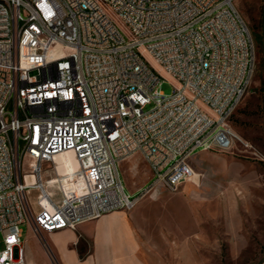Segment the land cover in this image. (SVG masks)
Segmentation results:
<instances>
[{
    "label": "built area",
    "instance_id": "1",
    "mask_svg": "<svg viewBox=\"0 0 264 264\" xmlns=\"http://www.w3.org/2000/svg\"><path fill=\"white\" fill-rule=\"evenodd\" d=\"M234 1L0 0V264H26L24 224L131 210L177 191L196 152L231 147L256 58ZM134 154L151 178L131 193L119 163Z\"/></svg>",
    "mask_w": 264,
    "mask_h": 264
},
{
    "label": "rangeland",
    "instance_id": "2",
    "mask_svg": "<svg viewBox=\"0 0 264 264\" xmlns=\"http://www.w3.org/2000/svg\"><path fill=\"white\" fill-rule=\"evenodd\" d=\"M234 5L251 36L253 31L262 30L264 0H235ZM254 47L250 88L230 118L235 133L231 147L199 151L190 161L195 174L177 191L157 186L139 199L150 203L157 190L156 201L162 204L155 212L164 221L165 234H171L167 242L158 234L157 244L168 262H174L172 255L181 252L187 264H264V89L260 87L255 43ZM145 57L158 69L149 56ZM173 85L175 82L164 76L159 89L170 94ZM119 171L128 189L138 188L151 177L139 154L120 163ZM29 197L34 206L35 192ZM164 204L175 206L167 210ZM22 228L25 251L34 252L32 264H46L36 251V241L41 242L47 264H60L47 243L51 242L48 236L35 235L27 224ZM82 244L89 248L88 242ZM25 261L30 264L27 258Z\"/></svg>",
    "mask_w": 264,
    "mask_h": 264
},
{
    "label": "crops",
    "instance_id": "3",
    "mask_svg": "<svg viewBox=\"0 0 264 264\" xmlns=\"http://www.w3.org/2000/svg\"><path fill=\"white\" fill-rule=\"evenodd\" d=\"M146 171L151 174L147 165ZM121 178L123 179L122 175ZM148 181L138 188L128 189L123 179L127 190L131 193L137 192ZM157 197L156 190L150 203L138 201L131 210L111 211L94 220L79 223L75 230L62 229L42 233L50 238L51 242L47 241V243L60 264H187L182 260L181 252L180 255L178 253L172 255V258H175L171 263L166 259L165 253L159 250L158 234L164 242L168 241L171 234H165L164 221L157 218L155 210L161 209L160 204H162L156 201ZM174 206L164 204L163 209L169 210ZM179 239L181 241L182 237L180 236ZM83 242H88L89 248H84ZM36 245L39 246L36 251L47 264V256L41 250V242L38 244L36 241ZM33 254L34 252L29 249L25 251V258L30 264L33 263Z\"/></svg>",
    "mask_w": 264,
    "mask_h": 264
},
{
    "label": "trees",
    "instance_id": "4",
    "mask_svg": "<svg viewBox=\"0 0 264 264\" xmlns=\"http://www.w3.org/2000/svg\"><path fill=\"white\" fill-rule=\"evenodd\" d=\"M262 21H264V12H262ZM253 41L258 53V70L260 75V87L264 89V27L260 31H253Z\"/></svg>",
    "mask_w": 264,
    "mask_h": 264
},
{
    "label": "bare ground",
    "instance_id": "5",
    "mask_svg": "<svg viewBox=\"0 0 264 264\" xmlns=\"http://www.w3.org/2000/svg\"><path fill=\"white\" fill-rule=\"evenodd\" d=\"M147 93H154V86H147ZM228 106H237V99L236 98H228ZM64 156H65L64 159L66 160V163H69L70 165L73 166L74 161L72 159V156L70 154H65ZM194 174L195 173H193V175Z\"/></svg>",
    "mask_w": 264,
    "mask_h": 264
}]
</instances>
